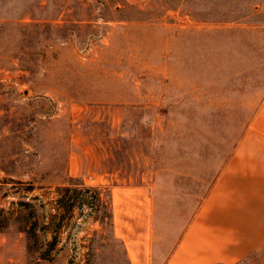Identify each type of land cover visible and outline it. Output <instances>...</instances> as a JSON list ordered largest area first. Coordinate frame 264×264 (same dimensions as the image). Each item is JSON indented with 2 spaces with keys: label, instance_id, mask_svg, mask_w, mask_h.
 <instances>
[{
  "label": "rangeland",
  "instance_id": "374dc122",
  "mask_svg": "<svg viewBox=\"0 0 264 264\" xmlns=\"http://www.w3.org/2000/svg\"><path fill=\"white\" fill-rule=\"evenodd\" d=\"M263 101L264 0H0V217L78 178L112 193L106 264H167ZM88 211L49 260L11 224L0 264H84Z\"/></svg>",
  "mask_w": 264,
  "mask_h": 264
},
{
  "label": "crops",
  "instance_id": "0c3cea01",
  "mask_svg": "<svg viewBox=\"0 0 264 264\" xmlns=\"http://www.w3.org/2000/svg\"><path fill=\"white\" fill-rule=\"evenodd\" d=\"M264 264V101L167 264Z\"/></svg>",
  "mask_w": 264,
  "mask_h": 264
},
{
  "label": "trees",
  "instance_id": "16d2710c",
  "mask_svg": "<svg viewBox=\"0 0 264 264\" xmlns=\"http://www.w3.org/2000/svg\"><path fill=\"white\" fill-rule=\"evenodd\" d=\"M23 204L29 210L24 215L21 214L4 220L1 214L0 233L9 229L11 224L21 225L22 232L29 239L31 252H35L41 246L38 250V259L49 260L52 258L60 244L63 228L76 217L78 211L84 215L83 212L89 210L85 216L98 223L100 230L94 232L89 239V246L86 247L87 252L81 261L84 264H106L102 253L100 254L99 249H96L94 244L96 242L109 243L110 240L120 247L127 260L125 245L114 234L113 198L111 191L107 188L103 190L102 188L86 187L80 179L70 177L68 186L57 189L56 199L49 203L53 212L46 211L44 221L36 217L30 203ZM48 236L51 237L50 240L45 239ZM128 264L131 263L128 262Z\"/></svg>",
  "mask_w": 264,
  "mask_h": 264
}]
</instances>
